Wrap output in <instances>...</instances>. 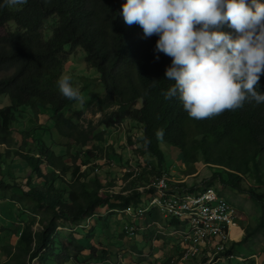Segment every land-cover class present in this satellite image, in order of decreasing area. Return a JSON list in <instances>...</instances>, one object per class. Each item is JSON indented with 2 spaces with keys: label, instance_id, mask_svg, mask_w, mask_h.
Segmentation results:
<instances>
[{
  "label": "trees",
  "instance_id": "1",
  "mask_svg": "<svg viewBox=\"0 0 264 264\" xmlns=\"http://www.w3.org/2000/svg\"><path fill=\"white\" fill-rule=\"evenodd\" d=\"M124 3L126 0H28L21 10L0 9V73H4L0 77V97L10 100L0 106V199L15 201L22 221L18 244L0 264H33L34 260L38 264H50V260L66 264L59 254L64 245L59 239L60 221L81 225L104 206L121 213L128 207L139 208L143 193L138 188L152 180L144 181L148 171L157 176L165 171L161 141L179 148L188 166L186 175L196 173L200 164L222 168L228 175V180L220 177L223 183L264 204V104L245 103L242 109L225 110L215 118H190L177 98L166 100L162 95L174 84L165 77L172 58L159 53L156 59L157 35L144 38L141 26L125 25L121 15ZM256 3L264 4V0ZM222 30L235 35L227 24ZM67 45L83 49L85 61L99 73L98 78L82 82L79 90L86 91L87 96L79 108H74L77 101L63 97L57 86L67 60ZM258 83L259 91L264 92V71ZM94 105L105 114L98 131L92 120L87 124L82 120L85 110ZM25 108L37 116L50 113L51 124L16 127L25 117ZM133 121L142 126L137 141L143 146L137 151L156 157L159 167L140 159L137 176L125 173V188L132 192L114 194L107 188L118 183L113 173L120 162L116 160L113 166L102 161L103 153L112 150L116 158L121 153L112 145L105 148V143L110 128ZM158 129L164 131L160 139L156 136ZM47 131L54 141V132L68 139L61 145V154L41 137ZM142 137L148 138L147 145ZM127 140L130 144L137 142L133 136ZM93 143L96 145L90 148ZM100 170L109 175L106 181ZM245 179L249 186H244ZM205 185L213 182L209 179ZM138 220L143 221L140 227ZM126 221L124 217V228ZM164 221L167 219L160 211H146L134 222L136 234H144L141 228L147 230ZM167 223L178 226L180 221ZM263 223L261 218L255 227L245 228L241 240L223 254L240 255L236 246L242 244L249 249L246 251L253 252L248 242ZM74 236L71 234L70 239L74 241L71 255L75 260L83 262L79 255L87 250L90 258L106 259V249L77 242ZM247 258L245 262L227 259L225 263L256 264L254 258ZM164 261L171 264V256ZM188 264H198V260Z\"/></svg>",
  "mask_w": 264,
  "mask_h": 264
},
{
  "label": "clouds",
  "instance_id": "2",
  "mask_svg": "<svg viewBox=\"0 0 264 264\" xmlns=\"http://www.w3.org/2000/svg\"><path fill=\"white\" fill-rule=\"evenodd\" d=\"M28 0H2L0 9L21 10ZM125 25L142 27L144 38L158 36L154 51L172 58L165 77L174 84L162 92L177 98L190 118H215L245 103L264 104L259 79L264 71V4L246 0H126ZM227 26L235 35L223 31ZM200 25L199 28L196 26ZM72 76H61L63 97L86 102ZM153 86L156 80H153ZM164 135L158 129V139ZM145 145L147 137H142Z\"/></svg>",
  "mask_w": 264,
  "mask_h": 264
},
{
  "label": "rangeland",
  "instance_id": "3",
  "mask_svg": "<svg viewBox=\"0 0 264 264\" xmlns=\"http://www.w3.org/2000/svg\"><path fill=\"white\" fill-rule=\"evenodd\" d=\"M66 51L67 60L63 69V76H72L73 80L71 83L74 87L81 89L83 85L82 82L84 80L98 78L99 73L97 70L85 61V53L83 49H72L70 45H67ZM3 74V72L0 73V77H2ZM92 88L98 89V86L93 85ZM83 92H81V94L86 97L87 92ZM9 102L10 100L7 96L0 97V106L6 105ZM73 107L79 108L81 105L76 102ZM24 114L25 117L21 120L20 124H16V127H34L37 125L47 127L51 124L50 113H44L43 115L39 114L37 116L29 108H25ZM104 115V112L99 110L98 106L94 105L91 109L85 110L84 115H82V120L86 124L87 121L92 120L96 125V131H98L102 129L99 121L103 119ZM109 130L108 142L105 143V148H110L112 145L116 151L121 153V155L119 158H116L112 150H106L103 153V158H105V160H113L114 163L116 160H119L120 163L116 166V169H114V173L111 171L115 178H118V182L126 181L125 173H127V168L129 167L134 170L138 168L140 159L142 160V163L144 161H148L154 166L159 167V165H157L158 161L156 157H152L148 153L141 154L137 151L143 146L140 141H137V138L140 137L142 130L140 123L133 121L127 124L124 122L122 127H113ZM48 133V131L43 133L41 137L48 145L53 146V149L57 154H61V145L67 144L69 142L68 139L63 138L54 132V141V139L52 140L50 138ZM128 136H133V140L137 142H135V144H130L127 140ZM19 140H21V135H19ZM93 144L94 145H91L90 148H93L96 145V143ZM160 147L165 157V171H168L170 174L179 178L184 177L186 172H188V166H185L183 160L180 162L179 159L175 160L170 156L169 148L171 147L169 145L161 141ZM174 148L178 151L177 154L182 156L179 148ZM27 149L29 150V147H27ZM183 165L185 168H183ZM199 166L202 168L201 170L203 172L199 176L190 174V184L192 186L196 185V183L204 185L207 184L210 179V181L213 182L212 186L215 187L216 190H218L224 197H226L231 204L236 206L240 215V223L244 229L252 228L258 225L261 218H264V204H258L249 194L235 189L231 185L223 183V181L220 180V177H222L223 180H228V175L222 168L201 164ZM199 166H196V169H198ZM170 168L172 172L170 171ZM148 173L149 174L145 176L144 181L146 178L155 177L153 172L148 171ZM214 173H216L215 176H213ZM101 174L103 181H106L109 175L107 173H103V171ZM243 184L244 186H249L250 182L245 179ZM16 208L17 204L15 201L0 199V262L9 257L10 248L12 249L19 242L18 238L21 230L20 228L22 227V221L18 219ZM23 212L25 215H30L26 210H23ZM60 222L62 226L58 228L59 239L64 242V245L60 246L59 254L62 257V261L66 264H83L84 262H88L89 264H164L165 258H167L169 254L173 253V250H175L178 245L179 236L176 233L174 234V228L167 223L168 220L158 226L147 227V230L144 229V234L137 233L134 236H130L124 228V214L117 211L110 212L108 211V206L98 208L97 216L91 219V221L87 220V222H82L81 225L77 224V222L74 223L64 219ZM142 225L143 221L138 220L137 227ZM35 228H37V225ZM71 234H75L76 237H74L77 242L85 243L88 246H91L92 244L98 246L99 248L106 249L108 251L106 259L100 261L96 258H90L88 256L89 251L87 250L79 255V258L83 260V262H79V259L75 260L73 258V254L71 255L74 251L72 246V242L74 241H71L72 239H70ZM158 238L159 243H156L155 245L154 240ZM164 243H167L168 245L172 244L173 247H167L166 252L164 246L162 245ZM248 244L253 252L246 251L249 249L242 244L240 246L242 249L240 250V255L246 259L241 261L245 262L248 259V256L249 259L254 258L256 264H264V223L259 226L256 235L248 242ZM253 253L258 255V259L251 257V254ZM38 263V260L33 261V264ZM49 263L56 264L52 260H50ZM221 264L226 263L224 262Z\"/></svg>",
  "mask_w": 264,
  "mask_h": 264
},
{
  "label": "built area",
  "instance_id": "4",
  "mask_svg": "<svg viewBox=\"0 0 264 264\" xmlns=\"http://www.w3.org/2000/svg\"><path fill=\"white\" fill-rule=\"evenodd\" d=\"M122 126L123 123H119L115 128ZM102 161L113 166L116 164L105 158ZM126 171L132 172L131 177H135L140 169L128 167ZM191 175L199 176L200 173ZM188 179L189 175L179 178L164 171L161 175L152 177L146 185L140 186L138 189L143 193L142 205L136 209L128 207L122 210L127 220L125 229L131 236L135 235L136 219L142 218L144 212L154 209L160 211L167 220L180 221L178 226H172L174 234L179 237L177 248L169 254L171 264H188L194 260H198V264H220L227 259H246L242 255L223 254L232 243L239 242L244 234L236 206L212 185L196 183L192 186ZM127 181L106 188L114 194H129L132 190L125 188ZM101 192L105 191L102 189ZM169 246L173 247L169 244L165 251ZM236 248L240 251L239 245ZM251 257L258 259L257 254Z\"/></svg>",
  "mask_w": 264,
  "mask_h": 264
},
{
  "label": "crops",
  "instance_id": "5",
  "mask_svg": "<svg viewBox=\"0 0 264 264\" xmlns=\"http://www.w3.org/2000/svg\"><path fill=\"white\" fill-rule=\"evenodd\" d=\"M171 148H169V151H170V156L172 157V158H174L175 160H180V162H181V160H184L183 159V157L182 156H179L177 153H178V151L177 150H175V148L173 147V146H170ZM177 156V157H176ZM178 162V161H177ZM184 162V161H183ZM202 168H200V169H198V171L197 172H199L200 174L203 172L202 170H201ZM165 170V169H164ZM170 171H171V168H170ZM172 172V171H171ZM189 180V179H188ZM159 240H157V239H155L154 240V242H155V245H156V243H159L158 242ZM160 245V244H159ZM163 246H164V249H165V246H168V244L167 243H164V244H162ZM160 247H161V245H160ZM159 247V248H160Z\"/></svg>",
  "mask_w": 264,
  "mask_h": 264
}]
</instances>
